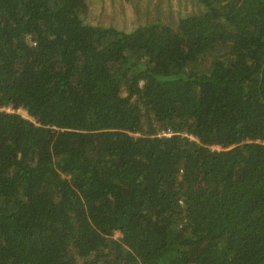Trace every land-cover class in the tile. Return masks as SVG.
<instances>
[{"label":"trees","instance_id":"16d2710c","mask_svg":"<svg viewBox=\"0 0 264 264\" xmlns=\"http://www.w3.org/2000/svg\"><path fill=\"white\" fill-rule=\"evenodd\" d=\"M194 1L0 0V264H264V0Z\"/></svg>","mask_w":264,"mask_h":264},{"label":"rangeland","instance_id":"374dc122","mask_svg":"<svg viewBox=\"0 0 264 264\" xmlns=\"http://www.w3.org/2000/svg\"><path fill=\"white\" fill-rule=\"evenodd\" d=\"M88 10L83 16L87 24L113 26L125 32L138 25L159 20L175 25L187 14L196 13L200 7L194 0H86ZM205 67V65H204ZM27 117L22 110L16 111ZM115 238L119 235L116 233Z\"/></svg>","mask_w":264,"mask_h":264}]
</instances>
